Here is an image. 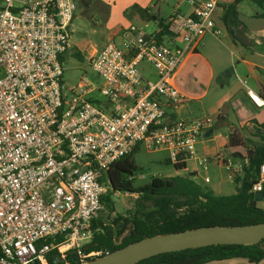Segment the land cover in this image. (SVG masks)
Returning a JSON list of instances; mask_svg holds the SVG:
<instances>
[{
    "label": "built area",
    "instance_id": "built-area-1",
    "mask_svg": "<svg viewBox=\"0 0 264 264\" xmlns=\"http://www.w3.org/2000/svg\"><path fill=\"white\" fill-rule=\"evenodd\" d=\"M188 3L190 14L177 10L169 21L182 46L131 26L90 59L102 84L83 76L67 91L62 58L77 0H0V264H52V254L53 263L65 262L72 251L82 262L101 256L81 253L104 210L100 179L140 145L168 152L174 166L188 171L195 162L192 180L212 163L231 182L245 173L247 163L230 155L199 156L212 118L169 115L185 99L175 82L186 57L206 35L222 34L217 0ZM142 63L155 79L145 77ZM259 172L253 192L264 194V162Z\"/></svg>",
    "mask_w": 264,
    "mask_h": 264
},
{
    "label": "trees",
    "instance_id": "trees-1",
    "mask_svg": "<svg viewBox=\"0 0 264 264\" xmlns=\"http://www.w3.org/2000/svg\"><path fill=\"white\" fill-rule=\"evenodd\" d=\"M80 1L87 6L92 0ZM242 1L235 0L227 6L226 20L238 18V5ZM140 12L145 13V10ZM161 28L167 30L165 21L161 22ZM164 35L162 31L156 37L161 41ZM260 97L264 100V95ZM138 148L113 164L105 177L100 179L107 187L103 204L109 212L115 211L114 195L139 196L133 219L124 220L122 225L115 221L110 226L105 225L100 217L94 220L93 239L82 248L83 255L101 252L99 257H102L145 237L169 235L200 227H233L264 222V208L259 206L260 201L255 199L253 192L254 185L260 180L259 169L264 162V125L251 138L236 131L229 134L226 151L232 158L246 162L247 166L245 173L235 182L239 185L237 192L228 196H216L211 190L197 184L191 176L154 177L151 183L137 188L134 180L140 169L133 155ZM175 168L184 170L185 166ZM118 240H121L120 244H117ZM53 256H50L52 264L84 263L76 251L70 252L65 262L53 263ZM234 259H244L251 264L264 262V240L256 245H218L161 254L138 264H207Z\"/></svg>",
    "mask_w": 264,
    "mask_h": 264
},
{
    "label": "crops",
    "instance_id": "crops-1",
    "mask_svg": "<svg viewBox=\"0 0 264 264\" xmlns=\"http://www.w3.org/2000/svg\"><path fill=\"white\" fill-rule=\"evenodd\" d=\"M217 1L218 7L214 18L222 34L218 37L206 35L196 50L186 57L175 82L185 99L177 106L169 108V115L173 120L201 119L212 114L216 119H213L215 123L210 129L213 132L210 134V130L207 131L197 145L199 156L210 159L223 152L202 154L199 146L204 145L203 138L209 140L208 138L213 136L220 126L227 125L229 134L236 131L244 137L251 138L264 125V118L262 119L258 114L259 109L264 108V100L260 97L264 95V0H243L238 5V18H232V20H226L227 6L233 4L235 0ZM137 2L140 10H145V13L134 15L132 21L127 23L128 28L138 27L148 35H157L163 31L165 35L160 42L170 47L182 46L170 33L169 21L177 10L183 14L192 12L188 0H158L157 3L155 0H138ZM163 21H165L167 30L161 28ZM124 28L119 25L113 26L110 30L111 37H116L124 31ZM79 52L82 53L81 50ZM96 52L98 49L90 53L89 59ZM143 70L146 78H156L150 68L145 67ZM244 78L250 81L248 90L250 100L253 101L252 97H255L261 103L254 98L260 106L253 101L255 114L242 127L236 126L230 112L226 113L224 108L234 100L236 108H241L244 113L246 112V105H243L235 93L236 80L241 82ZM249 132L252 134H248ZM194 169L184 170L190 176ZM207 264L251 263L244 259H234Z\"/></svg>",
    "mask_w": 264,
    "mask_h": 264
},
{
    "label": "rangeland",
    "instance_id": "rangeland-1",
    "mask_svg": "<svg viewBox=\"0 0 264 264\" xmlns=\"http://www.w3.org/2000/svg\"><path fill=\"white\" fill-rule=\"evenodd\" d=\"M35 1V0H33ZM138 0H92L89 5H84L80 0H77V9L75 17L70 28V45L69 50L64 56L63 60V84L67 91L75 88L81 78L86 76L89 80L102 84V80L94 73L90 66V53L94 49L100 51L103 49L111 39H115L117 43L121 40L118 36H112L110 30L113 26L125 27L127 29L132 17L137 13L143 14L138 10ZM158 0H155L157 3ZM127 26V27H126ZM148 32L151 30H147ZM82 51V53L79 52ZM145 67H148L156 75V72L149 65L142 63L140 65L141 72ZM235 93L241 100L243 105H246V112L244 113L241 108H236L237 105L232 100L225 106L226 113L230 112V116L234 120L236 126L244 127L247 121L255 114L253 101L250 100L248 90L250 88V81L245 78L240 82L236 80ZM99 100L103 98L99 95L95 96ZM259 116L264 118V108L259 109ZM201 117V116H200ZM209 117L213 118L212 114ZM236 117V119H235ZM248 134H252L249 132ZM229 130L227 125H222L217 128L214 135L205 141L204 145L199 146L200 153H215L225 151L228 142ZM205 149V150H204ZM135 164L139 167V172L135 176L134 185L143 187L151 183L154 177L169 178L174 176L190 177L185 170H177L169 160V153L166 151H148L144 145H140L133 155ZM191 170L196 168L194 162L187 164ZM200 168V167H198ZM211 179V184H205L203 179L205 177ZM194 181L202 186L211 190L216 196H228L235 194L239 185L235 182L228 180L225 170L216 166L213 163L210 165L207 172L202 168L199 170V177L194 178ZM137 194L121 195L116 194L113 196L114 212H109L104 207L103 212L100 214V219L104 220L105 225L115 224L118 221L122 225L124 220H132L136 213ZM259 206L264 208V200L259 202ZM88 262V261H85Z\"/></svg>",
    "mask_w": 264,
    "mask_h": 264
},
{
    "label": "water",
    "instance_id": "water-1",
    "mask_svg": "<svg viewBox=\"0 0 264 264\" xmlns=\"http://www.w3.org/2000/svg\"><path fill=\"white\" fill-rule=\"evenodd\" d=\"M212 132L213 130H210V134ZM255 199L264 200V194L256 192ZM263 240L264 222L233 227H200L169 235L145 237L138 242L82 264H138L161 254L218 245H256Z\"/></svg>",
    "mask_w": 264,
    "mask_h": 264
},
{
    "label": "bare ground",
    "instance_id": "bare-ground-1",
    "mask_svg": "<svg viewBox=\"0 0 264 264\" xmlns=\"http://www.w3.org/2000/svg\"><path fill=\"white\" fill-rule=\"evenodd\" d=\"M255 98V97H254ZM259 103H261V101L259 100V99H257V98H255Z\"/></svg>",
    "mask_w": 264,
    "mask_h": 264
}]
</instances>
